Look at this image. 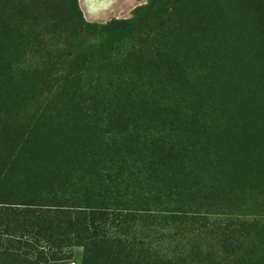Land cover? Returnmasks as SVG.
Returning a JSON list of instances; mask_svg holds the SVG:
<instances>
[{"label":"rangeland","instance_id":"rangeland-1","mask_svg":"<svg viewBox=\"0 0 264 264\" xmlns=\"http://www.w3.org/2000/svg\"><path fill=\"white\" fill-rule=\"evenodd\" d=\"M31 1L0 0V181L13 187L0 186V200L64 207L41 208L50 224L44 215L0 212V253L19 246L36 261L23 244L47 245L36 235L46 230L64 246L56 264H81L75 233L84 223L56 212L86 209L74 180L91 163L107 167L112 155L95 148L114 134L88 123L89 100L106 104L100 97L116 90L180 89L210 119L199 125L210 127L215 143L204 145L208 155L187 182L195 205L150 208L165 213L149 221L163 229L142 241L166 249L170 264H264V0H120L124 7L99 21H87L77 0ZM64 72L68 81L58 88L51 79ZM20 167L42 172L48 186L32 191L3 179ZM118 226L141 227L127 216Z\"/></svg>","mask_w":264,"mask_h":264},{"label":"trees","instance_id":"trees-1","mask_svg":"<svg viewBox=\"0 0 264 264\" xmlns=\"http://www.w3.org/2000/svg\"><path fill=\"white\" fill-rule=\"evenodd\" d=\"M30 2L32 3L31 0ZM1 56L0 49V65ZM65 72L51 79L58 88L68 81ZM101 93L104 94L105 91L95 95ZM111 94L112 97L109 98ZM188 95L189 93L180 89H163L155 92L116 90L114 93L108 92L107 98L100 97L107 105L89 100L91 109L85 111L88 123L93 124L95 129L101 125L110 127L113 132L108 133L114 134L107 142L95 148L110 149L112 155L107 167L95 170L97 163L93 161L94 163L88 166L92 170L82 171L81 176L74 180L75 186L80 189L78 194H82V199L85 200L82 204L84 207L80 208L86 209L77 211L74 206H69L72 208L69 212L67 210L56 212L57 215L62 214L68 219L67 222H75L78 226L84 223L83 229H78L79 234L75 233L76 239L83 241L80 244L83 249L81 264H170L171 258L165 254L166 249L155 250L142 241L147 239L148 233L158 235L155 229H163L157 227V224H149V221H162L165 217L161 216L165 213L149 209H159L166 201L179 208L195 205L193 191L188 190L194 186H187V182L195 177V170H199L204 163L203 153L208 155V149H204V145H213L216 138L215 134L211 135L213 131L210 127L199 125L200 121L210 123V119L202 117L203 109L195 108V100ZM67 96L69 95L66 93ZM72 100L74 97L70 98V101ZM98 106L102 108L98 109ZM175 125L178 128L172 130ZM194 135L196 141L192 140ZM191 141L194 142L193 145ZM97 162L101 164V161ZM4 178L20 181L21 186H27L32 191L41 188L43 184L46 186L49 184L43 180L42 172H28L27 167L13 171L8 169ZM5 182L13 183L12 180ZM2 185H5V188H13L6 186L4 180L0 181V186ZM38 200L39 202L0 200V204L3 205L17 204L35 208L19 210L4 207L5 209H0V212L16 217L44 215L50 224L52 218L49 211L41 208L64 207L51 201L42 205L40 202L42 199ZM87 201L92 202L89 204ZM124 207L129 208L126 210ZM87 209L94 211L86 213ZM176 212L179 213L176 216L185 215L184 211ZM52 213L54 214V211ZM94 216H97V219L93 218ZM126 216L140 222V229L114 230L115 227H120L118 225L121 220H126ZM116 221L118 225L114 226ZM50 228L51 226L47 227L49 231ZM36 235L39 241L45 240L47 245L39 247L36 243L23 244L30 250V258L34 257L36 261L22 257L19 254V246L15 248L6 246L0 253V259L5 264H56L59 260L56 259L57 255L62 254L64 246L56 244V241L52 240L53 236L46 235V230H41ZM7 243L15 244L11 239L7 240Z\"/></svg>","mask_w":264,"mask_h":264},{"label":"crops","instance_id":"crops-1","mask_svg":"<svg viewBox=\"0 0 264 264\" xmlns=\"http://www.w3.org/2000/svg\"><path fill=\"white\" fill-rule=\"evenodd\" d=\"M78 6L87 21H99L108 11L120 9V0H77Z\"/></svg>","mask_w":264,"mask_h":264}]
</instances>
